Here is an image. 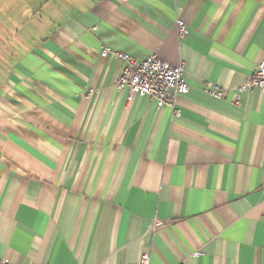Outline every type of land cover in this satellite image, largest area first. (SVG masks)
I'll list each match as a JSON object with an SVG mask.
<instances>
[{"label":"crops","instance_id":"crops-1","mask_svg":"<svg viewBox=\"0 0 264 264\" xmlns=\"http://www.w3.org/2000/svg\"><path fill=\"white\" fill-rule=\"evenodd\" d=\"M110 51L182 64L178 115ZM263 59L264 0H0V259L264 264Z\"/></svg>","mask_w":264,"mask_h":264},{"label":"built area","instance_id":"built-area-1","mask_svg":"<svg viewBox=\"0 0 264 264\" xmlns=\"http://www.w3.org/2000/svg\"><path fill=\"white\" fill-rule=\"evenodd\" d=\"M177 33L181 37L185 32L182 21L177 20ZM112 57L121 60L124 64L118 75L115 86L120 91L126 90V101L131 102L135 96H147L154 100L157 108L172 107L173 114L178 111L173 107L176 95L185 94L189 87L184 81V67L182 64L169 65L159 60L155 55L149 54L142 61L136 62L128 55L117 51H110ZM207 92L222 96V91L216 85H207ZM264 89V59L258 63L248 81L239 89L240 91ZM160 225L155 221L153 228ZM148 253H143L138 264H150ZM0 264H11L5 259H0Z\"/></svg>","mask_w":264,"mask_h":264}]
</instances>
